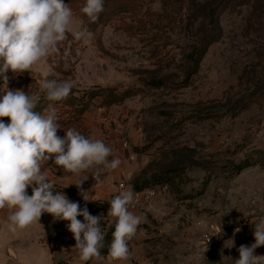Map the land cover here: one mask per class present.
<instances>
[{"label": "rangeland", "instance_id": "rangeland-1", "mask_svg": "<svg viewBox=\"0 0 264 264\" xmlns=\"http://www.w3.org/2000/svg\"><path fill=\"white\" fill-rule=\"evenodd\" d=\"M84 3L69 6L71 31L39 69L7 75L10 89L29 94L39 91L44 70L69 82L65 100L41 93L39 111L53 104L57 135L72 128L103 140L112 149L108 159L121 161L98 180L65 173L53 160L43 164L55 191L101 216L103 250L115 228L107 211L118 185L155 187L151 202L131 211L142 219L129 242L132 259L107 253L86 264H234L254 235L244 241L233 228L220 229L211 244L204 235L222 218L252 233L264 219V0H104L92 30L80 12ZM201 47L195 67L190 55ZM4 90L0 78V95ZM87 177L81 187L91 201L75 185ZM60 228L73 246L58 264H84L72 233ZM254 254L264 256V246Z\"/></svg>", "mask_w": 264, "mask_h": 264}, {"label": "clouds", "instance_id": "clouds-1", "mask_svg": "<svg viewBox=\"0 0 264 264\" xmlns=\"http://www.w3.org/2000/svg\"><path fill=\"white\" fill-rule=\"evenodd\" d=\"M103 10L104 0H85L80 12L95 22ZM72 19L73 11L65 0H0V78L5 89L0 95V210H7V229L13 233L39 223L45 213L54 222L67 221L75 240L73 248L86 264L99 258L104 247L106 234L101 228V216H93L87 207L82 209L64 192L55 191L54 182L42 171L43 164L53 160L65 173L89 172L98 180L100 172L117 169L121 161L108 159L112 149L103 140L86 137L72 128L65 131L63 138L57 135L61 126L53 104L36 110L41 93L50 102L67 99L72 88L69 82L49 79L51 72L44 70L40 73L39 91L29 94L23 89H10L7 75L9 71L20 75L39 69L67 39ZM87 179L75 185L83 199L91 201L88 191L81 187ZM30 186L32 194L28 195ZM134 195L128 186L108 200L107 216L115 225L108 255L116 261L132 259L129 242L142 222L129 210ZM79 216L83 222L77 219ZM253 224L255 243L241 245L234 264H264V256L254 254L256 248L264 246V219ZM234 231L238 233L240 228ZM232 246L231 240L226 247Z\"/></svg>", "mask_w": 264, "mask_h": 264}, {"label": "crops", "instance_id": "crops-1", "mask_svg": "<svg viewBox=\"0 0 264 264\" xmlns=\"http://www.w3.org/2000/svg\"><path fill=\"white\" fill-rule=\"evenodd\" d=\"M7 215L6 209L0 210V264H58L73 246L70 233L60 234V227L67 226L65 221L54 222L45 213L39 223L13 233L7 229ZM252 238L248 236L244 241Z\"/></svg>", "mask_w": 264, "mask_h": 264}, {"label": "built area", "instance_id": "built-area-1", "mask_svg": "<svg viewBox=\"0 0 264 264\" xmlns=\"http://www.w3.org/2000/svg\"><path fill=\"white\" fill-rule=\"evenodd\" d=\"M128 186L130 185L127 184L126 182H121L118 185V190L116 192V195H118L121 190L126 189ZM167 187H168L167 184H164L162 186V189H166ZM133 191L135 195H134L133 203L129 208L130 211L138 209L140 205H142V203H146V204L150 203L155 195V187L152 186L140 190L133 189ZM230 228H233L234 230L236 228H240V231L238 233L235 231L234 232L237 238L241 240L247 238L248 236L253 235V233L250 230H248L246 223L244 222L231 223L230 220L226 218H222L220 220H217L215 223L211 222L208 224L207 232L204 235V242L207 244H211L213 241H215L216 234L219 232L220 229L227 230Z\"/></svg>", "mask_w": 264, "mask_h": 264}, {"label": "trees", "instance_id": "trees-1", "mask_svg": "<svg viewBox=\"0 0 264 264\" xmlns=\"http://www.w3.org/2000/svg\"><path fill=\"white\" fill-rule=\"evenodd\" d=\"M76 1L77 0H65V3H67L69 6L70 5H74V3H76ZM71 7V6H70ZM105 12L103 11V12H101L100 14H99V17H98V19H101L100 17H101V15H103ZM83 16V19H84V21L86 22V24H87V29H90V30H92L93 28H95L97 25H98V19L95 21V22H91L84 14L82 15ZM204 54V51H203V49H202V47L200 48V51H197V52H192L191 53V59H192V61H193V63L195 64V67H197V65H198V63H199V61L201 60V58H202V55ZM155 83L156 84H158V82H156L155 81ZM39 105V104H38ZM39 107L37 106V111H39ZM141 189V188H140ZM140 189H135V190H140ZM79 204H80V207L83 209L84 207H87V209H88V203H85V202H79ZM77 219H79V220H81V221H83V217L82 216H79V217H77ZM108 253V250L106 249V250H103V249H101V254H107Z\"/></svg>", "mask_w": 264, "mask_h": 264}]
</instances>
